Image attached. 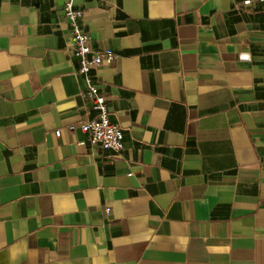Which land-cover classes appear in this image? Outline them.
<instances>
[{
  "label": "crops",
  "instance_id": "obj_1",
  "mask_svg": "<svg viewBox=\"0 0 264 264\" xmlns=\"http://www.w3.org/2000/svg\"><path fill=\"white\" fill-rule=\"evenodd\" d=\"M66 1L0 0V264H264V0H74L121 159Z\"/></svg>",
  "mask_w": 264,
  "mask_h": 264
},
{
  "label": "built area",
  "instance_id": "obj_2",
  "mask_svg": "<svg viewBox=\"0 0 264 264\" xmlns=\"http://www.w3.org/2000/svg\"><path fill=\"white\" fill-rule=\"evenodd\" d=\"M65 13L71 27V45L75 55L79 59L78 74L85 83L81 93L82 98L92 103L95 117L81 123V130L86 134V139L77 142L78 146L98 145L103 150L111 152L113 159L123 158L125 148V131L110 116V107L105 92L94 80L93 70L103 63H111L116 58L112 49L104 51L95 50L91 43V37L81 24L84 10L76 6L74 0H67ZM243 59H249L250 55H241ZM74 129V125L70 126ZM56 135L61 137L62 130L57 129ZM109 211V207H107Z\"/></svg>",
  "mask_w": 264,
  "mask_h": 264
}]
</instances>
